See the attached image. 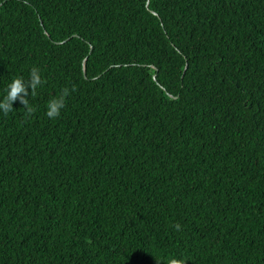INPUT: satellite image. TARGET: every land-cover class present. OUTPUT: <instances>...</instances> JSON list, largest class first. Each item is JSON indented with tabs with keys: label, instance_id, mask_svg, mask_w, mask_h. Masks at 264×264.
<instances>
[{
	"label": "trees",
	"instance_id": "obj_1",
	"mask_svg": "<svg viewBox=\"0 0 264 264\" xmlns=\"http://www.w3.org/2000/svg\"><path fill=\"white\" fill-rule=\"evenodd\" d=\"M33 67L0 264H264V0H0V95Z\"/></svg>",
	"mask_w": 264,
	"mask_h": 264
},
{
	"label": "clouds",
	"instance_id": "obj_2",
	"mask_svg": "<svg viewBox=\"0 0 264 264\" xmlns=\"http://www.w3.org/2000/svg\"><path fill=\"white\" fill-rule=\"evenodd\" d=\"M43 83L40 72L33 67L30 70L28 79L23 77H13L4 88V92L0 95V114L7 115L13 111V102L19 100L23 105L25 114L30 116L34 112V108L29 104V96L34 95L36 89ZM71 91H75L73 86ZM70 94V89L64 87L60 90L59 95L50 98L45 105V116L49 119H55L60 115L61 110L65 107V99ZM175 231L181 230V225L175 223L171 226ZM185 260L177 258L175 255L169 256L167 264H185Z\"/></svg>",
	"mask_w": 264,
	"mask_h": 264
},
{
	"label": "water",
	"instance_id": "obj_3",
	"mask_svg": "<svg viewBox=\"0 0 264 264\" xmlns=\"http://www.w3.org/2000/svg\"><path fill=\"white\" fill-rule=\"evenodd\" d=\"M146 6H148V1L146 3ZM152 13H155V12H152ZM84 69V68H83ZM84 73V76H85V71L83 72ZM153 78H155V76L153 75Z\"/></svg>",
	"mask_w": 264,
	"mask_h": 264
}]
</instances>
